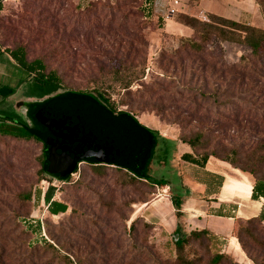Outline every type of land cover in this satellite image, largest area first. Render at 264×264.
<instances>
[{"label":"rangeland","instance_id":"rangeland-1","mask_svg":"<svg viewBox=\"0 0 264 264\" xmlns=\"http://www.w3.org/2000/svg\"><path fill=\"white\" fill-rule=\"evenodd\" d=\"M260 1L263 6L242 15L239 22L262 26L264 0ZM1 6V53L23 45L29 61L42 58L47 71H57L62 80L60 90L45 95L48 91L7 55V67H0V84L18 88L4 99L10 111H17V118L29 122V102L61 91L103 89L116 111L130 112L143 125L172 140V156L165 163L163 154L155 157L151 179H168L176 187L183 185L182 191L188 188L185 191L192 205L180 220L182 237L195 228L215 227L207 236L190 241L189 256L208 264L213 254L226 253L238 264H255L234 236L239 233L250 255L264 264V248L242 228L236 233L222 231V220L206 223L197 218L200 205L211 212L210 200L206 190L189 178L196 170L186 168L178 154L182 135L202 131L210 140L209 150L222 154V150L236 148L246 155L264 157V58L242 60L248 48L219 43L215 37L210 44L202 43L213 56L193 53L189 46L194 38L179 23L183 13L162 17L168 0H154L155 12L150 16L143 13L142 0H11ZM2 54L0 61L4 60ZM119 75H134L135 81L123 88ZM200 92L213 93L216 98L204 99ZM160 146L168 147V143ZM41 161V143L0 134V264L174 262L177 220L168 189L136 181L113 166L82 162L68 180L61 181L43 172ZM241 163L264 177V165L246 159ZM215 166L225 167L226 178L246 177L252 184L256 180L253 174L211 157L208 167ZM181 168L187 173L182 170L180 174ZM199 175L203 177L201 172ZM51 186L55 187L53 199L67 204L65 213L48 212L44 195ZM30 191V200L21 197ZM230 200L236 207L234 215L246 210L248 218L264 203L251 197ZM248 218L243 217L240 224ZM32 221L39 226L34 227ZM255 233L264 242V231Z\"/></svg>","mask_w":264,"mask_h":264},{"label":"trees","instance_id":"trees-1","mask_svg":"<svg viewBox=\"0 0 264 264\" xmlns=\"http://www.w3.org/2000/svg\"><path fill=\"white\" fill-rule=\"evenodd\" d=\"M255 1L259 6H263L262 1ZM142 6L144 14L148 16L154 15L153 0H142ZM206 16L207 19L202 20L188 14H180L179 22L189 26L193 31L192 38L194 40L190 42L189 46L193 53L204 54L203 56H205L208 52H206V48L202 43L210 44L212 38L215 37L219 43L228 42L248 48L247 55L242 56V60L247 59V56L257 61L263 60L264 26L257 27L249 23H241L212 13H208ZM4 51L10 55L19 67L27 71L31 80L48 91L45 95H50L61 89L62 80L58 72L55 70L47 71V66L42 58L29 61L25 46L18 45L12 49L7 48ZM207 56L211 57L213 55L209 52ZM209 63L213 66L215 65L212 62ZM240 70L242 71V69ZM240 70L239 73H241ZM119 79V85L123 88H129L135 81L134 75L125 77L119 75ZM14 92L15 88L10 85L0 86V97L2 98H8ZM105 92L103 89H98L96 92L64 90L43 100L29 102L27 107L29 122L7 116L5 120L0 121V134L23 140H35L41 143V166L42 171L45 173H47L48 142H50L51 144L59 145L63 151H69L78 155H89L87 149L90 150V154L95 152L97 156L103 155L102 158L94 156L82 157L79 159L74 172L78 170L81 162L96 166H113L126 171L136 181L147 182L152 186L168 189L170 201L174 208V216L177 220L174 237L176 257L174 262L171 263L201 264L200 259L189 256L187 246L191 240L207 236L210 230L208 228H195L186 237L181 236L182 225L180 220L184 217L183 209L187 203L188 193L185 190L188 188L182 191L181 189L184 188L180 187L183 185L176 187L168 179H151L155 157L163 154L165 156V163L168 157L172 156V150L169 149V143L172 140L163 137L158 131L146 127L130 112L116 111ZM199 95L204 99L216 98V95L213 93L200 92ZM193 98L196 99L195 96ZM179 142L182 148L178 150L179 159L186 165V168H194L197 172L194 176L188 174L189 178H194L197 183L204 185L208 197L218 194L225 180L223 174L208 170L209 161L213 157L219 161L228 163L235 169L253 174L256 180L252 184L251 199L254 201L264 200V177H258V173L255 170L241 163L242 159H246L252 164L258 162L259 165L263 166L264 157L261 158L255 153L246 155L236 148L222 150V154L218 153L216 149L209 150L210 140L206 138L205 133L202 131H194L189 136L182 135L179 138ZM167 143L168 147L160 146ZM110 152L113 153L111 158L107 157V154H110ZM183 168H181L180 174L183 171L186 172L185 168ZM198 172H201L203 177ZM50 176L61 181H66L71 175L62 178ZM180 182L184 184L182 180ZM54 193L55 187L51 186L44 195L48 212L52 215L65 213L68 210L67 204L54 200ZM40 195L41 192L39 191L37 197L40 198ZM21 197L30 200L32 192H27L25 196ZM235 211L236 207L232 206V211L230 212V216L234 218L232 232L236 233L240 227L253 242L264 248V242L260 241L255 233L258 230L264 231V203L258 214L248 218L243 225L240 224V220L243 217L234 215ZM216 212V214H220L219 211ZM32 222L35 223L34 227L39 226L36 221ZM23 223L28 226L31 225L26 220ZM134 223L135 221L133 225ZM245 224L251 225L252 228H249ZM234 236L238 238L241 248L252 261L255 264H259L257 259L250 255L247 250L243 236L239 233L234 234ZM225 263L238 264L226 253L213 254L208 262V264Z\"/></svg>","mask_w":264,"mask_h":264},{"label":"crops","instance_id":"crops-1","mask_svg":"<svg viewBox=\"0 0 264 264\" xmlns=\"http://www.w3.org/2000/svg\"><path fill=\"white\" fill-rule=\"evenodd\" d=\"M9 1L11 0H0V5L2 2H6L7 4ZM190 3H191V0H190ZM190 3H189V0H187L185 7L180 10V13L195 16L200 19H203L204 18L203 16L207 15L208 13H212V14H216V15L228 18V19L240 21L242 19V15H245L247 13L249 14L253 12L255 9L260 8L255 0H197L194 4H190ZM0 8H2V6ZM179 23L182 26L181 29L184 30V32H186L188 36H192L193 34L192 29L189 26H186L185 24L181 22ZM263 26L264 24L258 27H263ZM1 52H3V50H0V55L2 54ZM2 55L4 56V60L0 61V67H5V66L7 67L5 63V58L9 54L7 52H4ZM11 60L13 59L11 58ZM1 78H2V70H0V80ZM2 85H7V84H0V86ZM17 89H15L14 94L16 93ZM4 99L6 100L7 98L0 97V121H2L1 120L2 118L5 120L7 116L16 117L15 113L17 114V111L15 112V110H13L14 112L10 111L11 106L9 104L4 105L5 102L7 103V101H4ZM6 111H9V113L8 112L6 113ZM219 162L222 164H227L222 161H219ZM207 168L208 170L212 172L223 174L225 176V180L221 188V191H219V193L214 196H210L209 197L210 201H207V205L212 209L211 212L206 213L202 209L203 205H200L199 212L201 213L197 215V218H201V220L206 221V223L209 220L212 222H214V220L216 219L222 220L224 223L223 228L222 229L219 228V229L222 231H231L233 227L234 218L230 216V212L232 211V206H231L232 203L230 199L236 196L241 199H249L252 195L253 185L250 182V180L246 177L240 179L236 176L229 175L226 178L227 172H226L225 167L218 166L212 169L209 167ZM199 187L204 188V185L199 184ZM191 205H192L191 198H188L183 211L185 212V210H187L188 207ZM216 211H219L220 214H216L217 213ZM258 212L253 213L252 215L255 216V214H257ZM202 213H204L205 217H201ZM236 216L248 218L249 215L246 210H241L239 212V215H236ZM203 228L214 230L215 227L206 225Z\"/></svg>","mask_w":264,"mask_h":264},{"label":"water","instance_id":"water-1","mask_svg":"<svg viewBox=\"0 0 264 264\" xmlns=\"http://www.w3.org/2000/svg\"><path fill=\"white\" fill-rule=\"evenodd\" d=\"M49 143V155L47 157V168L46 171L49 175L58 176L60 178L67 175H72L75 171L79 159L82 157L94 156L102 158L96 155L95 152L89 155H78L70 153L69 151H63L59 145ZM86 154V153H85Z\"/></svg>","mask_w":264,"mask_h":264},{"label":"built area","instance_id":"built-area-1","mask_svg":"<svg viewBox=\"0 0 264 264\" xmlns=\"http://www.w3.org/2000/svg\"><path fill=\"white\" fill-rule=\"evenodd\" d=\"M168 1H169V6L167 7L165 14L163 15V17L166 19L173 17V14L175 12H179L182 8L185 7L187 3V0H168ZM179 7L181 8L179 9Z\"/></svg>","mask_w":264,"mask_h":264},{"label":"flooded vegetation","instance_id":"flooded-vegetation-1","mask_svg":"<svg viewBox=\"0 0 264 264\" xmlns=\"http://www.w3.org/2000/svg\"><path fill=\"white\" fill-rule=\"evenodd\" d=\"M87 150L89 151L88 154H90V150H89V149H87ZM99 156H100V157H103L102 154H100ZM112 156H113V153H111V152H110V154H107V157H109V158H111Z\"/></svg>","mask_w":264,"mask_h":264}]
</instances>
